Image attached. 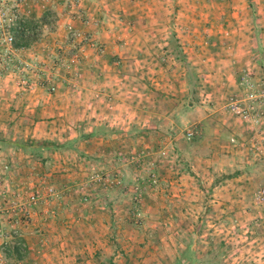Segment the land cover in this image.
<instances>
[{"label":"rangeland","instance_id":"374dc122","mask_svg":"<svg viewBox=\"0 0 264 264\" xmlns=\"http://www.w3.org/2000/svg\"><path fill=\"white\" fill-rule=\"evenodd\" d=\"M14 6L0 0L6 21L0 38ZM164 6L169 28L148 31L150 41L161 43L149 42L145 53L132 48L127 58L115 54L111 84L122 90L92 99L97 117H130L125 122L90 124L81 99L82 120L57 136L25 139L0 130L9 140L63 143L39 152L0 144V202L21 215L13 224L35 225L36 213L49 218L34 242L0 226L4 264H264V204L256 198L264 188V0H167ZM69 29L87 35L93 47L69 39ZM129 33L138 37V28ZM65 41L48 55L49 70L53 75L58 67L55 79L67 76L70 87L86 51L103 58L105 47L71 27ZM7 49L0 40V79L27 89L24 72L41 64L14 60ZM50 74L42 87L62 92ZM11 167L30 168L34 179L23 180L41 184L15 185L7 171L17 176L18 170ZM32 194L35 205L28 203ZM10 241L20 244V258L6 252Z\"/></svg>","mask_w":264,"mask_h":264},{"label":"crops","instance_id":"0c3cea01","mask_svg":"<svg viewBox=\"0 0 264 264\" xmlns=\"http://www.w3.org/2000/svg\"><path fill=\"white\" fill-rule=\"evenodd\" d=\"M71 1L75 3L71 5ZM133 3L134 0H30L28 7L25 8L26 10L22 11V15L28 27L34 28L36 25L35 35L39 37L38 41L36 40V45L31 43L26 48H12L10 54L14 60H20L21 62L23 60L24 63L28 64L34 63L36 60L41 66L37 69L33 66L32 71L28 68L24 72V78L30 83L27 89L17 88L12 84L13 79L8 76L0 79V130L4 129L3 133H13L14 137L18 134L25 139L57 136L64 131L62 127H68L82 120L79 119V114L82 115L83 108V101L79 103L81 99L86 102L85 108H87L88 103L91 116L90 118L87 117L89 118L87 120H90L92 125L97 124L98 121L108 122V120L111 122L112 120L114 122H125L130 118L120 115L115 117L116 119L114 117H101L100 119L96 116L97 106L92 99L98 93H117L118 90H122L117 89L114 83L111 84V81L114 80L112 75L115 71L113 62L116 58L115 54L121 53L123 54L120 55L122 58H127L130 57L127 52L132 48L137 49V47L139 53H145L149 42L153 41L148 39V31L154 30V26L157 30L169 28L163 23L162 19L163 15L167 13L164 6L167 0L164 2L149 0L150 4L147 0H138V9L136 3ZM149 15L151 17L155 16V22L146 20ZM68 27L91 33L93 38L105 47L103 58L96 57L90 51H86L82 66L78 69L80 73H78L79 77L75 80L76 84L72 82L73 84L70 87L65 86V84L71 82L67 76L59 74V78L55 79L58 67L55 74L52 75L49 70L51 61L48 60V55L53 54V50L60 47L59 44L64 47L66 28ZM136 28H138V37L129 33ZM117 40H120V42H117ZM116 43L118 46L115 45ZM153 43L157 45L161 41L154 40ZM66 50L59 51L61 57L66 53ZM42 65L44 66L42 67ZM47 73H51L52 81L58 83L62 92L58 91L52 95L42 87L47 79ZM60 93L67 100L63 97L58 98L62 96ZM72 97L74 100H72ZM135 106L137 105L134 104L133 107ZM131 118L133 120L135 115L132 114ZM87 137L88 142L95 139V136H92L91 133ZM11 170H18V173L16 172L17 176L7 171L9 178L16 183L15 185L21 186L26 183V180L24 181L22 178L24 175H29L31 179H34L31 175L32 172L29 171L30 168L11 167ZM40 171L43 172L44 169H37L36 172L41 174ZM26 184L38 186L41 183L39 179H35ZM46 206L48 205L46 204ZM18 216H21L20 213L11 212L7 204L0 202V226H5L6 229L4 230L7 232L10 229L18 230L22 238L18 239L19 241L31 240L34 242L38 240L40 235L34 234L42 230L39 229V224H43V220L49 219H45V217H48L46 213L31 215L33 217L31 220L35 222V225L31 224L30 226L25 224L14 225L15 220L21 219ZM37 228L38 230H36ZM15 243L18 242L10 241L7 248L8 252Z\"/></svg>","mask_w":264,"mask_h":264},{"label":"built area","instance_id":"2783aa9c","mask_svg":"<svg viewBox=\"0 0 264 264\" xmlns=\"http://www.w3.org/2000/svg\"><path fill=\"white\" fill-rule=\"evenodd\" d=\"M25 0H14L15 2V6L14 8V14L15 16L10 18L9 19V22L7 20V24H5L6 26V29L4 32H2V36L0 38L1 42H3L5 45H8V54L11 55L10 51L11 49L13 48L12 47V43L14 42V37H15V31H18V32H23L24 34H30V31L28 28L25 27V20L23 18V15L22 13L20 12L19 8L21 6V4L24 3ZM19 10V12H17ZM5 17H4V13L2 12V10H0V26L3 25V23H5ZM69 39H72V40H75L77 39L78 43H80L81 45H88V46H91L93 47L92 43H91V40L90 38L87 36V35H83L77 31H73L71 29H69ZM36 32V31H35ZM9 61H11V57H9ZM263 74H264V70H263ZM49 87H48V91L50 92H54L55 91V86L51 83H49ZM231 108L233 109V111H237V106L236 104L234 103H231L230 104ZM240 112V116L241 118H243L244 120H246L249 115H247L246 111L242 110V111H238ZM189 136L192 135V133H188ZM52 189H50L49 191L51 192ZM4 194V193H3ZM257 200L261 203V204H264V188L260 189L257 193V196H256ZM38 200V196L36 194H32L29 196V200H28V203L30 205H35L36 202ZM18 245H20L18 243ZM0 264H4V261H3V258L1 257L0 258Z\"/></svg>","mask_w":264,"mask_h":264},{"label":"trees","instance_id":"16d2710c","mask_svg":"<svg viewBox=\"0 0 264 264\" xmlns=\"http://www.w3.org/2000/svg\"><path fill=\"white\" fill-rule=\"evenodd\" d=\"M30 34H24L23 32L15 31V39L12 43V47L14 49H21L26 48L32 40H35L36 35L34 34V28L28 27ZM0 144L7 147H13L18 148L21 150H31V151H42V150H53V149H59L63 146V143L60 141H51V140H29V141H16V140H9L5 138L0 137ZM20 245L18 243L14 244L10 251L7 253H11L15 256V258H20Z\"/></svg>","mask_w":264,"mask_h":264}]
</instances>
